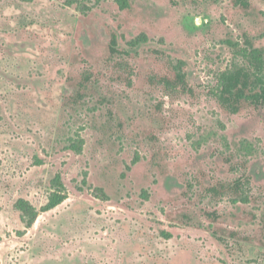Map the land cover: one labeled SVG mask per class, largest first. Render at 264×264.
<instances>
[{
	"label": "rangeland",
	"instance_id": "1",
	"mask_svg": "<svg viewBox=\"0 0 264 264\" xmlns=\"http://www.w3.org/2000/svg\"><path fill=\"white\" fill-rule=\"evenodd\" d=\"M247 1L0 0V264H264V105L208 94L264 49ZM179 61L191 93L149 80ZM56 172L68 197L25 227ZM244 176L246 202L207 191Z\"/></svg>",
	"mask_w": 264,
	"mask_h": 264
},
{
	"label": "trees",
	"instance_id": "2",
	"mask_svg": "<svg viewBox=\"0 0 264 264\" xmlns=\"http://www.w3.org/2000/svg\"><path fill=\"white\" fill-rule=\"evenodd\" d=\"M116 2L122 9L129 7L128 0H116ZM238 2L243 7L249 6L247 0H238ZM140 41L141 38H137L132 40L131 44L135 45ZM234 46L236 45L234 44ZM109 51L112 54L119 53L115 34L111 36ZM236 51L244 58V62L213 72L214 84L208 87V94L217 101L220 107L231 114L238 113L244 104L255 108L264 105V49L255 47L252 41L245 37L243 46L237 48ZM183 66V62L179 61L173 67L172 77L152 75L149 80L152 83L161 84L168 92L179 90L191 93L192 88L187 83ZM70 148L75 152H80L82 140L72 142ZM249 185L250 177L244 176L237 177L231 183H219L209 187L207 191L213 196L230 193L235 196V200L246 202ZM50 189L46 202L38 209L24 198H19L16 201L15 207L19 211L25 227H31L40 212L57 207L68 197L60 172H56L51 179ZM163 234L166 237L170 236L167 233Z\"/></svg>",
	"mask_w": 264,
	"mask_h": 264
}]
</instances>
